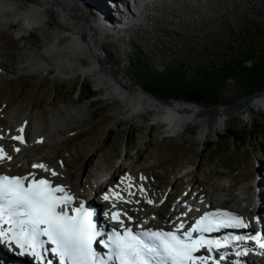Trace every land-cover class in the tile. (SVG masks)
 Listing matches in <instances>:
<instances>
[{"label": "rangeland", "instance_id": "rangeland-1", "mask_svg": "<svg viewBox=\"0 0 264 264\" xmlns=\"http://www.w3.org/2000/svg\"><path fill=\"white\" fill-rule=\"evenodd\" d=\"M79 1L106 28L99 48L105 55L102 66L115 71L117 77L128 82L130 88L139 90L156 108L126 116L127 108L121 101L89 73L68 74L52 65L41 74L22 70L20 62L26 50L44 44L49 31L34 28L28 34H21L0 26V65L3 66L0 125L10 124V120L24 113L30 115L34 124L44 126L57 114L65 117V108H80L84 112L80 120L70 114L66 131L56 139H40L25 145L9 167L0 166V172H27L36 162L65 166L63 173L53 175L54 178L77 188V183L89 174L105 175L104 164L111 169L113 179L124 172L140 171L150 185L149 192L164 189L156 212H168L172 220L178 218L180 207L183 210L185 204L200 202L205 197L215 204L217 197L232 199L246 187L252 189L253 196L264 194V136L257 142L250 141L246 147L243 143L233 146L230 140L231 132L245 131L254 122H264V93L245 109L237 111L224 107L226 101L214 105L195 104L162 97L149 88L132 67L137 57L150 72L179 66L189 67L191 71L198 67L216 68L218 57L222 58L219 54H224L216 47L225 45L234 50L238 45L239 39H233L232 33L239 34L255 24L264 28V0H178L170 5H166V1L162 6L156 3L158 7L147 9V17L137 22L128 20L130 25L124 29L118 26L119 32L108 29V16L97 11L95 4L102 7L105 3ZM118 10L120 7L116 5L108 13L115 14L122 23ZM243 65L250 68L252 64L248 61ZM240 78H230L222 93L230 101L241 99L240 92L236 91ZM116 85L125 90L126 85ZM90 93L93 96L84 100ZM159 99L170 100L171 105L166 106ZM131 106L137 108V103L134 101ZM198 106L214 109L210 115L181 112L183 108L196 110ZM161 108L167 110V120L157 117ZM219 110L224 112L218 132L203 129L204 124L216 121ZM12 113L15 114L11 117ZM195 118H199L203 126L198 127ZM6 144L10 151L12 145ZM156 212L151 210L147 216L154 217Z\"/></svg>", "mask_w": 264, "mask_h": 264}, {"label": "bare ground", "instance_id": "bare-ground-1", "mask_svg": "<svg viewBox=\"0 0 264 264\" xmlns=\"http://www.w3.org/2000/svg\"><path fill=\"white\" fill-rule=\"evenodd\" d=\"M166 1V5L178 2V0H101L99 4L105 3L104 6L95 5L101 15L109 17H107L108 29L119 32L120 30H116L119 29L118 26L124 29L130 25L128 20L134 22L143 20L148 15L146 13L147 9L151 6L158 7V4L162 6ZM116 5L120 7L118 11L122 23H119L115 14L108 13V10ZM86 9L88 8L79 0H0V26L13 28L14 31L21 34H28L34 28L49 31L48 40L44 44L41 43V45L26 50V56L20 62L22 70L41 74L48 66L52 65L60 72L68 74L78 72L84 76L89 73L93 75L99 85L107 86L108 91L121 101L122 105L127 108L126 116H135L137 112H140L139 110L155 109L156 106L151 104L148 98H144L139 90L130 88L129 83L117 77L115 71L113 72L111 68L102 66L105 55L102 51H99V48L102 46V34L106 28L102 25V22H99L100 19L94 18ZM171 12L174 11L171 10ZM97 63L101 66L98 67ZM1 71H3V66L0 67V73ZM117 81L119 85H126L125 90L118 89ZM134 101L137 103V108L131 106ZM63 112L65 117L57 114L51 117V122L44 124V126L34 124L27 113L18 118L16 117L15 120H10L8 125H0V166L4 164L9 167V163L13 158L23 152L25 145H31L40 139L42 141L56 139L62 131H66V121L70 118V114L79 120L84 114L83 111H80V108H65ZM166 112L165 108H161V114L157 117L166 119ZM223 112V110H219L216 121L212 124H204L203 129L218 132L217 129H219ZM14 114L12 113L11 117ZM195 120L198 127L203 126L199 118H195ZM21 133L24 139L22 144H19L17 139ZM10 138H14L16 141L13 142ZM7 142L12 145L10 151H7ZM33 166L31 170L45 172L50 175H60L65 170V166L60 168L43 162H36ZM103 167L106 173L103 176L107 178L104 179L101 175L95 177L96 175L89 174L77 183V188L73 185L69 186L67 183L65 186L68 192L76 197V203L90 196L92 200L96 201L98 199L102 202L103 213H105L104 210L110 209V207L121 210L122 216L119 217L121 222L138 223L146 228L160 227L169 223L176 228L181 224L186 225L201 211L216 204L226 207L232 212L239 213L246 220L252 216L254 217L255 214L260 215L263 209L264 194L260 193L253 196L252 189L246 187L241 188L236 193V197L232 199H226L222 196L217 197L215 204L214 201L212 202L206 197L200 202H189L184 205L183 210H181V207L179 208L178 218L176 217L177 219H173V221L170 219L168 212H156L157 202L162 198L164 189H159L158 192H149L150 185L146 183L145 176L140 171L124 172L113 179L114 175L111 169L107 168L105 164ZM59 182L64 184L62 180ZM156 196L159 198H156ZM151 210L156 213H153L154 217L150 218L147 214ZM126 213L128 217L125 219L124 215ZM262 236L261 233L257 240L262 239L264 241ZM10 250L14 251L13 249ZM15 252L18 251L15 250ZM19 253H27L25 246H20ZM23 260L19 262L15 258L8 257L3 248H0V264H44V262L35 261L28 257ZM233 262L235 264H264V255L258 254L253 259L247 255L241 259H235ZM217 264H229V261H218Z\"/></svg>", "mask_w": 264, "mask_h": 264}, {"label": "trees", "instance_id": "trees-1", "mask_svg": "<svg viewBox=\"0 0 264 264\" xmlns=\"http://www.w3.org/2000/svg\"><path fill=\"white\" fill-rule=\"evenodd\" d=\"M231 35L233 39H239L238 45L234 50L225 45L216 47L219 52L220 50L224 52L219 54L222 58L218 57L219 64L215 66L216 68L198 67L191 71L189 67L179 66L150 72L145 62L137 57L132 62V67L137 76L162 97L184 99L190 103L203 102L206 105H214L237 100L230 101L227 96L222 95L229 79L236 76L241 77L236 89L240 92L239 98L259 93L264 90V28L261 24H255L254 27H245L239 34ZM243 58H246V61ZM248 61L252 64L250 68L243 65V62ZM92 96L90 93L84 100L87 101ZM230 134V140L233 142L231 145L243 143L246 147L250 141L257 142L264 136V122H254L247 130H238Z\"/></svg>", "mask_w": 264, "mask_h": 264}, {"label": "water", "instance_id": "water-1", "mask_svg": "<svg viewBox=\"0 0 264 264\" xmlns=\"http://www.w3.org/2000/svg\"><path fill=\"white\" fill-rule=\"evenodd\" d=\"M132 85V84H130ZM123 88L125 89V86H123ZM264 93V90L260 91L259 93L258 92H255V93H252L250 96H247V97H242L241 99H238V101H233V102H226L223 104L224 107H230V108H233L234 111H237V110H240V109H245L249 103H251V101L257 97L259 94H262ZM160 101H162V103L166 106H169L171 105V101L169 100H162V99H159ZM214 107H210V108H203V107H200L198 106L196 108V110H189L188 108H183L181 109V112L182 111H185V112H188L190 115H193V116H198V115H210V113H212Z\"/></svg>", "mask_w": 264, "mask_h": 264}]
</instances>
